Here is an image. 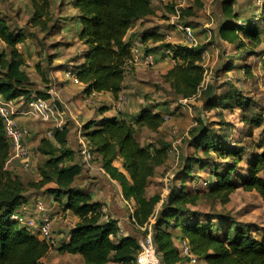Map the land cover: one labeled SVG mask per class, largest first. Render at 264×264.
<instances>
[{"label":"trees","instance_id":"1","mask_svg":"<svg viewBox=\"0 0 264 264\" xmlns=\"http://www.w3.org/2000/svg\"><path fill=\"white\" fill-rule=\"evenodd\" d=\"M156 1L160 2L73 0L79 22L76 35L84 48L73 60H69L73 65L65 66L64 73L76 76L85 93L106 92L118 100L123 90L125 71L133 63L130 48L133 40L127 34L134 23L154 14ZM29 2L33 11L29 24L45 32L51 18L50 0ZM194 2V7L178 8L179 25H189L186 19L195 15L194 8H202L200 0ZM165 8L170 15L175 13L172 2ZM221 11L223 20L217 27L218 37L246 54H253L254 47L261 45L255 53L259 57L264 56V0H261L257 10L258 17L251 22H235L238 14L231 0L222 2ZM139 39L142 43L148 40L159 43L162 50H169L173 66L164 75V80L177 96L190 99L196 97L200 88L204 95L211 91V87L206 91L202 89L205 72L203 48L171 44L165 41L163 33L157 31L143 32ZM0 41L9 48L7 55L0 54V96L6 101L32 97L49 99L47 91L32 90L18 49L24 35L10 28L3 17H0ZM233 68L232 62H228L224 70ZM239 68L246 73L251 71L247 64H240ZM229 86L230 92L212 98L210 103L224 109L238 106L241 110L239 121L250 130L259 128L263 117L250 110L255 101L231 84ZM169 109L166 101L147 99L130 121L118 117L92 120L84 125L83 136L90 142L91 151L97 155L101 168L119 185L123 198L134 201L135 223L150 227L161 264L184 262L174 244L177 230L179 239L185 240L191 252L207 264H264L263 229L257 232L258 228L254 229L252 224L234 220L227 227L222 224V215H206L191 210L190 207L196 206L199 195L187 192L183 184L165 200H161L159 195L147 197L148 180L155 175L156 168L165 163L168 152L164 147H142L136 139L135 129L146 127L156 132L166 117L172 115ZM105 111L102 110V113ZM225 125L222 124L219 134L201 123L192 131L193 144L202 149L205 159L191 157L185 162L182 175L190 177L195 166L206 163V159H210L209 152L213 151L219 157L227 158L229 163L224 164L222 172L211 171L213 182L209 186L210 194L218 197L221 203H227L230 194L242 188L255 191L264 205V147L260 152H251L249 146L231 142L225 133ZM68 133V129L63 127L55 130L53 140H40L36 150L46 157L39 166L41 179L38 183L25 184L16 175L3 171L10 154V143L0 119V264H43L41 259L48 251L47 245L10 217L17 207L27 201L30 189L39 190L50 183L54 187L47 188L45 193L51 195L64 212L68 211L77 218L67 232L68 240L58 247L59 253L80 255L85 264H135L139 252L137 238L123 236L114 219L103 222V205L93 200L91 193L74 187L82 168L73 163L75 152L67 145ZM117 160H121V169L114 165ZM242 162L244 167L239 166Z\"/></svg>","mask_w":264,"mask_h":264},{"label":"rangeland","instance_id":"2","mask_svg":"<svg viewBox=\"0 0 264 264\" xmlns=\"http://www.w3.org/2000/svg\"><path fill=\"white\" fill-rule=\"evenodd\" d=\"M194 1H156L153 5L155 13L142 22L134 23L133 28L129 30L127 36H131L133 42H136L134 44L135 47H140V51L133 59L132 65L125 71L123 90L120 94L125 97L126 103L123 105L118 100L112 101L111 98L98 94L99 92L83 97L82 91L84 87L74 84L70 78L59 72L65 66L73 65V63L68 61L73 60L72 58L84 48L76 35L79 22L78 12L73 7V0H50L51 18L45 27V32L29 24V19L33 12L29 0H0V17L7 21L10 28L24 35V41L20 44V47L24 55H28L30 63L28 62L23 70L32 83V90L34 92H46L49 89L53 91L54 105L61 113V124L68 126L71 131L67 144L75 152V162L78 163L81 158L78 155L79 147L77 142L80 137H83L86 123L92 120H100L102 119L101 116L108 118L113 115L128 118L130 121V115L137 114L147 99L155 102L166 101L170 107L169 112H172V115L166 117L165 122L156 132L146 127H137L135 129L136 139L142 147L149 145L157 148L164 147L168 152L165 163L157 167L155 175L148 180L147 197L159 195L161 200H165L173 190H179L183 184L187 192L199 195L196 206L190 207L191 210H196L206 215H222L224 217L222 224H226L227 227L234 220L252 224L254 229L258 228L255 231L260 232L262 229L264 230V205L255 191H245L242 188H238L230 194L227 203H221L218 197L210 194L209 186L213 182L211 171L222 172L224 164L229 163L227 158H221L213 151H210V159H206L207 162L202 164L206 165V168H203L202 165H196L193 173L189 175L190 177L182 175L183 166L191 157L205 159L202 149L194 146L191 135L199 123L214 130L215 134H219L220 127H222L223 123H226L224 128L227 131L225 133H227L231 142L247 145L251 152H260L264 147V56L261 55L259 57L255 53L261 45L254 47L253 54H246L241 50H237L235 45H230L218 37L217 27L223 20L221 6L225 0H200L203 5L202 8H194L195 15L186 19L193 28V38L195 37V42L191 44L186 40L184 32L180 28L185 23L181 22L183 24L179 25L177 23L178 19L173 18L166 11L165 5L172 2L175 8L194 7ZM231 1L234 11L238 14L235 22L240 24L256 20L259 15L257 10L261 6V0ZM152 31L162 32L166 42L171 44L203 48L205 72L202 89L206 91L211 87V91L208 94L207 92L206 95L202 94L200 88L196 97L191 100H185L186 98H181L173 92V89L164 80V75L173 66V60L170 59L169 55L163 53L161 44L152 43L150 40L142 43L139 39L143 32L149 33ZM8 51L9 48L0 41V54L7 55ZM228 62H232L234 68L230 71H225L224 68ZM240 64L250 66V73H246L244 69L239 68ZM227 82L244 96L255 101L250 110L262 115L263 118L259 128L250 130L239 121L241 110L238 106L235 105L232 108L224 109L219 106H213L210 103L212 98L226 94L228 91L230 92V86ZM18 101L23 100L21 98ZM18 106L21 107L19 104ZM124 108L128 109V111L125 110L127 113L121 114L118 112V110L123 111ZM83 109L88 111V113H81L80 110L83 111ZM104 109L108 110V113L102 114ZM77 116L80 117L77 118ZM25 120H27L26 125L22 126L19 124L26 128L28 132H35L34 135L45 138L47 127L43 126V122L31 119ZM32 148L33 150L29 151L28 156V171L20 170L21 165L17 166L20 168L15 172L4 169L7 174L16 175L25 184L30 182L38 183L40 181L39 166L46 160L45 156L36 151L35 144ZM91 164L92 167H85L90 170L94 168L101 175V178L96 177L100 179V184L92 188L91 185L93 183L90 181L95 178L89 177L90 181L88 183L90 182V186L76 181L74 187L82 188L80 185H84L83 189H86L85 192L92 194L93 200H98L93 197L95 195L99 200L115 203L117 207L123 205L129 214L131 208L125 203L127 200L123 198L117 182L98 171L100 163L97 155L94 154ZM114 165L121 169V160L115 161ZM239 166L244 167V163H240ZM86 173L88 174V170H86ZM53 187L54 184L50 183L39 190L30 189L29 191H38L35 194L40 198L47 199V206H52V204L55 205L54 203L57 202L45 191L47 188ZM160 203L161 201L156 209H158ZM102 205H105V203H102ZM54 207L57 211L49 217L53 222L52 217L56 215L57 223L64 228V231L61 230L63 237L54 236L61 243L69 228L75 224L76 218L70 212H64L58 205ZM132 208L131 212L134 213L135 206ZM127 212H125V216ZM108 216L113 218V213L108 211ZM128 219L129 226L127 225V231L132 232L135 238L139 239L147 234L148 230H142L134 226L130 215H128ZM103 220H105V216L102 218ZM179 237L180 235L177 236L174 242L178 251L181 248V241H183ZM52 256H54L53 258H58L57 253ZM67 263L84 264L80 257L72 258ZM182 264L189 263L185 261Z\"/></svg>","mask_w":264,"mask_h":264},{"label":"built area","instance_id":"3","mask_svg":"<svg viewBox=\"0 0 264 264\" xmlns=\"http://www.w3.org/2000/svg\"><path fill=\"white\" fill-rule=\"evenodd\" d=\"M172 17L175 19L179 18L178 8H175V13L172 14ZM180 28L184 32L186 40L193 44L195 42V37L193 38V28L190 25L185 24L181 25ZM135 43V41H132L130 44L133 59L140 51V47L136 48L134 45ZM163 53L170 55V52L167 49L163 50ZM64 75L70 78L74 84L83 86V84L79 82L76 76L70 75L69 73H64ZM95 93L96 92H91L90 94H86L84 97L91 96ZM47 94L50 96V105L46 100L38 97H32L27 100L22 99V103H16V101H6L0 96V119L3 123L5 135L7 136L10 143V154L5 162L3 170L7 169V171H15V167L21 165V169H23L24 171H28L29 149H27V147L23 143L24 136L28 133V131L18 123L16 118L19 114H31L36 118L46 121L52 118L53 115L57 116V108L53 105V103L55 102L53 98V91L49 89L47 90ZM193 98L185 100H191ZM118 102L123 105L126 102L125 97L120 95L118 98ZM18 104L24 106L25 109L22 110V108L18 106ZM58 129H60V126L58 127ZM53 134L54 133L51 131H46L45 138L49 139L53 137ZM79 154L86 164L92 162L94 158L91 147L85 141H80L79 143ZM32 202V204H29L26 201L25 203L17 207L12 213L10 219L17 222L20 226L25 227L28 231H30L32 235L36 236L40 241L44 242L48 247V253H53L57 249L58 244L52 231V221L45 211L43 199L37 197L34 198ZM126 204L127 206H129L127 202ZM131 209L130 212L132 211ZM130 214L131 221L136 224L133 213L131 212ZM137 227L142 230H148V232L143 237L137 239L139 244V252L135 258V264H161L160 256L157 253L152 240L150 227L146 225L142 227L137 225ZM179 256L184 260V262L187 261L189 264H199V262H201V264H207L204 260H200L191 252L190 247L185 240L181 241Z\"/></svg>","mask_w":264,"mask_h":264},{"label":"crops","instance_id":"4","mask_svg":"<svg viewBox=\"0 0 264 264\" xmlns=\"http://www.w3.org/2000/svg\"><path fill=\"white\" fill-rule=\"evenodd\" d=\"M154 13H155V10H154ZM157 32H159V31H157ZM159 33H162V32H159ZM166 41V40H165ZM156 44V43H155ZM18 49H19V51H20V53L22 54V57H23V59H24V66H23V68L25 67V65H27L28 64V62H29V57H28V55H24V53L22 52V50H21V47H20V44L18 45ZM163 51V50H162ZM69 62V61H68ZM30 63V62H29ZM59 72L61 73V74H64V71H63V69L62 70H59ZM62 81V80H61ZM124 83V82H123ZM82 87H84V86H82ZM83 93V97L87 94V93H85L84 92V90L82 91ZM98 94H100V95H104L106 98H111V100L113 101V100H115L114 99V97L110 94V93H106V92H99ZM47 102H48V104L50 105V103H51V101H50V98L49 99H47L46 100ZM116 101V100H115ZM17 103H22L21 101H16ZM55 103V102H54ZM54 103H53V105H54ZM126 103V102H125ZM124 103V104H125ZM55 106V105H54ZM89 107H90V105H89ZM21 108H22V110L23 109H25V107L24 106H21ZM105 110V109H104ZM125 110L126 111H128V109L127 108H124V110L123 111H120V110H118V112L119 113H121V114H123V113H127V112H125ZM57 112H58V115L57 116H54L53 115V117L52 118H50V119H48V120H46V121H43V120H41V119H39V118H36V117H34V116H32L31 114H28V115H26V114H19L18 116H17V121H18V123H20L22 126H24V125H26V121L27 120H25V119H31V120H39L40 122H43V126H45V127H47L46 128V130L45 131H51V132H55V130L56 129H58V127L60 126V129L61 128H63V127H65V128H67L68 129V131H69V133H68V136H67V141H69V137L71 136V131L69 130V127L68 126H64V125H62L61 124V113L58 111V110H56ZM80 112L81 113H88V111H86V110H84L83 109V111H81L80 110ZM106 113H108V110H106L104 113H102V114H106ZM136 113V112H135ZM122 116V115H121ZM136 116V114H131L130 115V118L129 119H132V118H134ZM80 116H77V118H79ZM110 117H118L119 119H123V118H125V117H120V116H118V115H113V116H110ZM101 118H104L103 116H101ZM127 120H128V118H126ZM77 124V123H76ZM79 125H81V124H79ZM78 125V126H79ZM37 131H39V130H37ZM35 134V132H28L25 136H24V139H23V143H24V145L25 146H27L28 147V149H29V151L30 150H33V146H34V144H35V146H36V148H37V145L39 144V142H40V140L42 139V136H38V135H34ZM79 135V134H78ZM27 137H29L28 139H27ZM49 140H53V137H51V138H49ZM80 141H85V142H87L88 143V145L91 147V144H90V142L83 136V137H80V139L78 140V147H79V143H80ZM28 142H29V144H28ZM68 145V144H67ZM35 148V149H36ZM37 151V150H36ZM78 152H79V150H78ZM79 156H80V154H78ZM81 157V156H80ZM79 157V158H80ZM73 163H77V162H75V158H74V161H73ZM91 163V162H90ZM90 163H88V164H86V163H84V161H83V159H82V157L80 158V160L78 161V163L77 164H79L80 166H81V168H82V170H81V173L76 177V179H75V183H76V181H79V182H83L84 183V185H87V186H90L89 185V183L91 182V183H93V185H91L92 186V188H94V187H96V185H99L100 183V179H98V178H101V175L100 174H98V172H96L95 170H94V168H91V170L90 169H88V168H86L85 166H91L92 167V164L90 165ZM100 165V164H99ZM84 167V168H83ZM17 168V169H16ZM19 168L20 167H15V171H18L19 170ZM20 170H23V169H21L20 168ZM86 170H88V174L86 173ZM14 171V172H15ZM24 171V170H23ZM98 171L101 173V174H103V175H107L105 172H104V170L101 168V165L98 167ZM89 177H92V178H95L94 180H89ZM96 177H98V178H96ZM107 177H108V175H107ZM88 181H90L89 183H88ZM84 185H80V187H82V188H79L78 187V189H80V190H82V191H86V189L84 190L83 189V186ZM119 186V185H118ZM89 188V187H88ZM38 191H34V192H31V191H28L27 192V202L29 203V204H32L33 202V199L34 198H37L38 197V195H36L35 193H37ZM120 192H121V189H120ZM121 194H122V192H121ZM93 197L95 198V199H98V200H95V201H97V202H100L101 204L102 203H105V205H103V208H104V216H105V220H103V222H105L106 220H108L109 218H111L110 216H108V211L109 212H111V213H113V218H111V219H115L116 221H117V224H118V226H119V228H120V231H121V234L123 235V236H127V235H131V236H134L133 235V233L131 232L130 233V231H127L128 229V227H127V225L129 226V219H128V215H130V217H131V214H130V211H129V214H128V212H127V210L123 207V205L121 206H116L115 205V203H113V202H105V200H99V198H96V196L95 195H93ZM38 198H40V197H38ZM42 198V197H41ZM43 199V198H42ZM43 202H44V206H45V211L47 212V214L49 215V216H51L52 214H54L57 210H56V208L54 207L55 205H58L59 206V204L58 203H54L55 205H53L52 204V206H47V199H43ZM128 203L129 204V206H130V208H132V207H134L135 206V203H134V201L133 200H129V201H125V203ZM31 206V205H30ZM60 207V206H59ZM125 212H127V214H126V216L124 215L125 214ZM75 217V216H74ZM76 218V217H75ZM52 219H53V222H52V231H53V234H54V236L55 235H57V237L59 238V237H63V232L62 231H64V228L63 227H60V224H58L57 223V217H56V215L55 216H53L52 217ZM76 222H77V218H76ZM75 222V223H76ZM132 222V221H131ZM134 226H137L136 224H134ZM62 230V231H61ZM178 235H180L179 233H178V230L176 231V236H178ZM135 237V236H134ZM68 240V236L67 235H65V238H64V240H62V242L61 243H59V241L56 239V241H57V244H58V247L59 246H61L63 243H65L66 241ZM58 247H57V249H58ZM55 250V252H53V253H46V255L41 259V262L43 263V264H68L67 262L68 261H70V260H72V258H75L76 259V257H80L81 258V256L80 255H68V254H61V253H59L58 252V250ZM55 253H57L58 254V258H53L54 256H52L53 254L55 255ZM82 259V258H81ZM83 261V260H82ZM84 263V262H83ZM85 264V263H84Z\"/></svg>","mask_w":264,"mask_h":264}]
</instances>
